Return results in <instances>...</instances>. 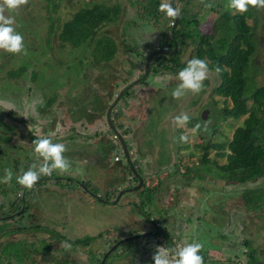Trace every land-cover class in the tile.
I'll use <instances>...</instances> for the list:
<instances>
[{
	"label": "rangeland",
	"instance_id": "obj_1",
	"mask_svg": "<svg viewBox=\"0 0 264 264\" xmlns=\"http://www.w3.org/2000/svg\"><path fill=\"white\" fill-rule=\"evenodd\" d=\"M77 1L83 5L81 0ZM86 1L110 6L117 1L122 3L125 12L119 27H126L128 33L123 36L131 45L157 39V31L147 24L137 25L133 30L127 28L128 24L124 25L126 21L136 19L135 9L127 2L123 3L124 0ZM128 1L140 6L146 2L152 7L157 6L153 16L156 22L167 16L155 0ZM223 1L211 0L215 3L214 7L216 3L222 5ZM178 3V0H174L173 6ZM44 5V0H28L15 12L5 11L6 16L15 18L13 27L17 32L22 26L18 24L19 20L26 23L27 15L32 17L29 24L32 48L12 54V58L6 51L0 50V118L12 127L14 146L22 147L12 150L11 146L0 144V180L6 169H13V158L23 161V157L30 152V158L37 160L35 145L31 146L29 141V131L32 129L36 137H49L54 143H63L67 149L64 156L71 167L67 172L54 171L42 189L32 191L33 198L28 201L30 209L21 223L27 226L37 224L47 229L53 227L70 240L100 233L101 242L92 245V255H100L104 242L109 244L108 241H111L113 245L116 237H119L118 243L107 250L104 258L106 264H153L152 256L160 244L150 236L153 233L149 230L155 228L153 224L145 222L138 212L141 211L137 197L139 192L123 194L117 204H111L120 193L116 188L126 189L132 183L128 180V163L118 141L114 140L113 131L108 127L107 109L103 110L106 104L103 98L113 95L112 100L107 99L111 100L112 105L126 89L124 82L132 84V79L140 77L144 69L143 59L125 56L120 51L118 43L121 35L116 34L113 26L97 35L116 43L113 52L108 51L111 54L108 60H105L102 50L94 54V60L90 53L87 54L88 47L81 51L72 50L69 46L62 47L57 34L47 33L45 17L48 13ZM60 5L59 17L64 22L74 9L66 1ZM202 5L201 0L192 1L191 8L197 11L198 18L190 29L208 35L213 32L212 25L217 14L208 12ZM257 23V53L253 58V71L257 86H261L264 84V9H258ZM47 41L50 47H47ZM82 54L85 58L81 64L78 59ZM191 55L192 46L189 45L184 49L180 63ZM132 65H135L134 70ZM21 67H26L21 76H8ZM31 72L36 75L34 81L30 78ZM176 77L171 74L164 78L155 75L151 79L148 77L149 84L146 86L133 85L131 93H125L119 99L112 114L117 131L126 146L132 148L130 155L137 162L135 166L143 177L145 190L156 186L159 188L144 210L151 211L155 220L161 218L157 212L165 211V223L159 220L156 223L165 229L166 236L175 238L173 242L176 248L195 242L202 245L201 254L205 253L222 263L228 258L230 263L246 264V259L253 261L254 257V260L257 259L254 264H264V206L254 212L243 198L244 190L264 187V179L246 184H227L216 179L212 173L209 174L207 167H200L201 151L195 147L208 141L226 145L243 118L228 121L218 120L217 116L210 120L201 118L203 111H209L212 101L216 102L217 108L222 107V98L211 94L212 88L219 82L214 73L209 74L199 94L187 92L180 99L172 97V91L180 83ZM50 101L51 104L48 103ZM47 103L46 112L42 110L44 114H41L40 108ZM10 109L18 113L15 121L4 114ZM182 113L190 119L184 127H179L173 123V118ZM205 123L208 131L213 128L210 134L203 130ZM196 124L201 125V130L194 133L191 130ZM121 126L127 129L126 136L122 135L124 130ZM53 132L55 135H50ZM95 133H99V136L95 137ZM182 135L188 137L187 143L180 141ZM194 154L195 157H190ZM214 154L215 151L210 150L208 157L212 158ZM116 156L118 161H115ZM219 162L225 161L219 159ZM81 183L88 186V194L82 190ZM0 185L7 187L8 183ZM2 189L0 186V191ZM92 193L107 203L100 202ZM244 215L246 218H243ZM8 226L11 228L13 222L0 223V231ZM18 238L24 249L29 242L38 244L42 239H49V236L44 232L28 233L0 237V243ZM244 240L248 241L245 246L242 244ZM169 248L174 249L172 246ZM110 250L111 253H108ZM52 257L53 254L50 257L37 255L32 264H55ZM88 258L87 249H79L69 256L61 255L57 260L89 264ZM8 263L20 264L1 256L0 264Z\"/></svg>",
	"mask_w": 264,
	"mask_h": 264
},
{
	"label": "trees",
	"instance_id": "obj_2",
	"mask_svg": "<svg viewBox=\"0 0 264 264\" xmlns=\"http://www.w3.org/2000/svg\"><path fill=\"white\" fill-rule=\"evenodd\" d=\"M62 1L70 3L69 6L74 9L69 19L64 22H61L59 17L61 8L60 4ZM81 1L83 2L82 6L80 5L81 2L77 0H71L70 2L67 0H44V6L48 13L47 17H45L48 35L57 34L56 38L62 47L69 46L72 50L80 49L79 51L88 47L89 51L87 54L90 53L94 60L96 59L94 54H97L102 50L104 51L103 55L105 60H108L111 57V54L108 53V51L112 53L116 43L112 39H103V36L100 38L97 35L101 33L103 29L113 26L112 28L117 30L116 34L121 35L118 43L120 51L125 56L143 59V66L146 58L151 52L162 51L169 53L176 49L173 54L154 55L149 61L146 76L142 78L144 73L143 69L140 77H137L136 80L142 78L138 85L146 86L149 84L148 77L151 79V77H154L155 75H160L162 78L170 74L177 75L178 72L186 66L187 62L193 58L206 60L209 64L210 73H214L219 80L218 84L212 88L211 94L222 98L221 108L216 107L215 101H212L211 104L209 103L208 119L210 120L212 117L214 118V116H217L218 120L222 119L223 121H228L230 119H243L241 125L233 131L232 136L226 145L213 144L208 141L206 144L201 143L195 146L201 151L200 167H207L209 174L212 173L214 178L222 180L227 184L256 183L259 179H264V84L257 86L253 71V58L257 53V41L255 38V29L258 24L257 8L249 7L247 12L240 13L235 9L229 8L230 0H224L222 5L216 3L215 7V3L211 2V0H204L202 6L208 12H214L217 14L212 25L213 32L206 35L190 29L191 24H193L198 18L197 11L191 8L193 0H178V5L175 7L173 6V8L179 10V16L177 18L166 16L159 22H156V18L153 17L156 13L157 6L152 7L148 2L145 4L142 3L140 6L139 3L136 4L133 1L124 0L123 3L127 2L130 4L136 12V19L132 21L130 19L124 24H128L127 28L133 30V27H137V25L147 24L148 26L153 27L158 33L156 40L148 39L145 42H137L136 44L131 45L126 40L127 38L123 36L125 33H128L125 31L126 27H119L121 18H123L125 12L122 3L117 1L110 6L98 2H88L86 0ZM155 1L156 4L159 5L164 2L162 0ZM27 18L28 20H26V23L20 20L18 23L22 25L18 33L23 36L24 51L32 48V44L29 42V37L32 35L29 33V24L32 21V17L27 15ZM248 22H251V24ZM57 31L59 32L57 33ZM46 44L47 47H50L49 41H47ZM189 45L192 46V55L189 59L180 63V57L184 49ZM9 57L12 58V54H10ZM83 58H85V56L82 54L78 59L81 61V64ZM217 66L221 69L219 74L215 73V68ZM25 68L26 67H21L17 71L10 72L8 76H21L22 73H24ZM134 68L135 65H132V70H134ZM132 70L130 71L131 76ZM30 74V78L34 81L36 78L35 73L31 72ZM133 81H135V79H132V82ZM125 83L127 86L131 85L127 84V82H124V84ZM126 85L124 86L125 88L127 87ZM131 88L126 92V95L131 93ZM112 98L113 95L103 98V102L106 103L103 110L108 109L111 106L110 101ZM107 99L111 100L108 101ZM48 103L51 104V101ZM48 103L46 106L40 108L41 114L46 112L45 110L49 106ZM204 108L205 107H203V109ZM42 110H44V112ZM113 110L114 107L111 110V120L117 131L115 118L112 116ZM101 113L103 114V112ZM4 114L7 115V117H10L13 121L18 118L17 111L12 109L4 111ZM21 122L25 123L24 119H21ZM1 127L4 128L2 129ZM121 128L124 130L123 126H121ZM212 130L213 128L209 129L207 133L209 132L210 134V131ZM33 132V129L29 131V141L31 142V146L32 144L34 145L33 142L39 138L36 137ZM11 134L12 127L3 122L0 118V144L11 146L12 150L22 149V147L17 148L14 146V136ZM126 134L127 129L124 130L122 135L126 136ZM97 136H99V133H95V137ZM114 140L116 139L114 138ZM127 149L129 152L132 150L130 147H127ZM210 150L215 151L214 157L212 158L208 157V152ZM30 157L29 152L23 157V161L17 157H15V159L13 158V169L11 170L16 176L12 178L7 187L0 185L3 188L0 191V217L5 218V221L0 220V223L6 224L9 221L13 222L11 228L8 226L5 230L0 231V237L4 238L14 235H27L28 233L44 232L49 236V239H42L38 244L35 242H29V244H27L28 246L24 249H22V242L19 238L17 240L13 239L0 243V258L3 256L7 260H14L20 264L24 261L25 264H32L37 255L50 257L51 254H53L52 258H54L55 264H76V261L74 260L57 259L60 258L61 255L65 257L69 256L70 253H74L76 250L87 249V252H89V264H106L107 260L105 261L104 258L107 256V250L111 249L114 244L118 243V240L120 239L119 237H116L113 245L111 241H108L109 244L104 242V250L100 255H92L90 249L93 244L100 241V233L96 236H85L83 238H74L70 240L63 233L57 231L53 227L52 229H47L46 227H40L37 224L27 226L21 223L30 209V203H28V201L33 198L32 191L42 189L49 180L48 177H51L41 176L39 181L31 189L24 188L18 184L16 177L21 175L22 172L27 171L33 162H38L37 160L33 161ZM190 157H195V154ZM130 159H133L131 155ZM219 159H224L225 162L220 163ZM135 163L137 162L132 160V164L135 165ZM196 171L199 175L198 169ZM139 174L142 177L140 172ZM133 180L136 179L133 178ZM133 180H131V182ZM85 185V183L80 184L82 190L87 193L89 190L88 186ZM140 188L141 189L136 190V192H139L137 197L139 198V208L141 209V211L139 210L138 212L143 215L145 222L149 221L155 227L153 228L152 238L156 240L160 246H165L167 248L172 246L176 248V245L173 242V239L175 238H170L168 235L166 236L164 228L162 229V227H160V229H158L156 227L159 225L156 223L158 220L165 223V215L163 214L165 211L157 212L161 215V218H156L155 220L153 217L154 214L151 211L144 210L158 193V186L151 190H145L144 185H141ZM9 190L12 192H9ZM93 194L97 195L96 193ZM243 198H245L247 205L250 204L249 207L253 209L254 212L262 209L264 206V187H255L254 189L244 190ZM23 203L25 205L23 213L15 217H10V215L17 213L21 209ZM243 218H246V216L244 215ZM246 242L248 241L244 240V243L242 244L245 246ZM66 243L71 244L72 247L70 249L64 247L63 245ZM55 252L56 254H54ZM108 253H111V250ZM199 255L203 257V264H233L230 263L231 261L228 258H225L224 263H222L211 259L205 253H199ZM248 255L249 253L247 256ZM97 256H99V258H97ZM256 260H254V257L253 261L251 259H246V264H254Z\"/></svg>",
	"mask_w": 264,
	"mask_h": 264
},
{
	"label": "clouds",
	"instance_id": "obj_3",
	"mask_svg": "<svg viewBox=\"0 0 264 264\" xmlns=\"http://www.w3.org/2000/svg\"><path fill=\"white\" fill-rule=\"evenodd\" d=\"M27 3L28 0H0V50L10 54H19L24 50L23 36L13 27L15 18L6 16L5 11L15 12ZM201 3H204V0H201ZM249 7L264 9V0H230L229 8L235 9L237 12H247ZM160 8L170 18H177L180 14L179 10L173 8L170 2L162 3ZM220 71V67L217 66L215 73L219 74ZM209 74V64L206 60L199 58L189 60L177 74L176 78L180 83L172 91V97L180 99L187 92L199 94L203 90V83L208 79ZM189 119L187 114L182 113L173 118V123L179 127H184ZM200 130L201 125L196 124L191 131L195 133ZM203 130L208 131L207 123H205ZM50 135H55V132ZM179 139L182 143L188 142V137L185 135L180 136ZM33 143L38 162L30 165L27 171L16 177L17 183L27 189L33 188L41 176H51L56 170L67 172L71 167L70 161L64 156L67 149L63 143H54L48 137L38 138ZM12 178V170L6 169L0 183H10ZM63 246L68 249L72 247L71 244L67 243ZM201 248L202 245L195 242L174 249L157 246L152 261L153 264H203V257L199 255Z\"/></svg>",
	"mask_w": 264,
	"mask_h": 264
},
{
	"label": "water",
	"instance_id": "obj_4",
	"mask_svg": "<svg viewBox=\"0 0 264 264\" xmlns=\"http://www.w3.org/2000/svg\"><path fill=\"white\" fill-rule=\"evenodd\" d=\"M173 1H174V0H170V1H169L172 7H173ZM175 50H176V49H175ZM175 50L172 51V52H169V53H167V52H162V51H154V52H151V53L148 55V57L146 58V60H145V63H144V73H143L142 78H144V76H146L147 71H148V64H149V61H150V59H151L154 55H160V54H163V55L173 54V53L175 52ZM142 78H141V79H142ZM141 79H139V80H135L131 85H129L128 87H126V89H124V91H123L120 95H118V96L116 97L114 103H113V104L107 109V112H106V118H107L108 127L113 131V133H114V138L119 142V145H120L121 151H122V153H123V156H124L126 162L128 163V166H129L130 169H131V172H132L133 175L139 180L138 185L135 186L133 189L125 190V191H122V192L120 191L119 196L116 197V199H115L111 204H117V203H118V199H119V197H120L121 195L126 194V193H129V192H131V191H136V190H138V189L141 187V183H142V181H141V179H140L138 173L135 171V168H134L133 165H132V162H131V159H130V155H129V151H128L127 147H126L125 141H124L123 137H122V136L116 131V129L114 128V125L112 124V120H111V110L113 109V107H115V105L117 104V102L119 101V99L122 97V95H124V94H125V93H126V92H127L132 86H133V85L138 84L139 81H140ZM201 117H202L203 119H208V118H209L208 111H203ZM23 195H24V192H23ZM92 196H93V197H97V200H99V201L102 202V203H105V202L107 203V201H103V200H101V199H98V196H95L93 193H92ZM24 208H25V205H24V203H23L21 209H20L17 213L13 214L11 217H15V216H17V215L22 214L23 211H24ZM1 220H4V219H1Z\"/></svg>",
	"mask_w": 264,
	"mask_h": 264
},
{
	"label": "flooded vegetation",
	"instance_id": "obj_5",
	"mask_svg": "<svg viewBox=\"0 0 264 264\" xmlns=\"http://www.w3.org/2000/svg\"><path fill=\"white\" fill-rule=\"evenodd\" d=\"M119 143V142H118ZM131 153L129 152V155H130ZM131 162H132V159H131ZM133 165V164H132ZM129 167V166H128ZM133 167L135 168V171L138 173V175H139V177H140V179H141V181H142V183H141V185H143V177H141L140 176V174H139V170L137 169V167L135 166V165H133ZM129 170H130V173L131 174H129V176H128V180L129 181H131V180H133V178L134 179H136V180H133V181H135V182H131L132 183V187H129V188H126V189H122L121 187H117L116 189H118V192H122V191H125V190H129V189H133L135 186H137L138 185V183H139V180L133 175V173L131 172V169H130V167H129ZM51 177H48V179H50ZM139 189H141V188H139ZM138 189V190H139ZM130 193V192H129ZM127 194V193H126ZM13 215V214H12ZM12 215H10V217L12 216ZM1 219H5V218H1L0 217V220ZM5 221V220H4ZM158 229H160V227L159 226H156ZM163 231V230H162ZM149 232H151V233H153V229H150L149 230ZM153 235V234H152ZM152 235H150V236H152Z\"/></svg>",
	"mask_w": 264,
	"mask_h": 264
},
{
	"label": "built area",
	"instance_id": "obj_6",
	"mask_svg": "<svg viewBox=\"0 0 264 264\" xmlns=\"http://www.w3.org/2000/svg\"><path fill=\"white\" fill-rule=\"evenodd\" d=\"M115 161H118V157H115Z\"/></svg>",
	"mask_w": 264,
	"mask_h": 264
}]
</instances>
